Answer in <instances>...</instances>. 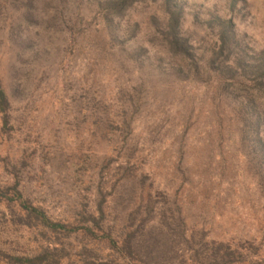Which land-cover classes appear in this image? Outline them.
I'll return each mask as SVG.
<instances>
[{"label": "rangeland", "instance_id": "obj_1", "mask_svg": "<svg viewBox=\"0 0 264 264\" xmlns=\"http://www.w3.org/2000/svg\"><path fill=\"white\" fill-rule=\"evenodd\" d=\"M98 1L0 0V264H264V161L232 87L264 0H179L198 73L161 1L114 18Z\"/></svg>", "mask_w": 264, "mask_h": 264}, {"label": "trees", "instance_id": "obj_2", "mask_svg": "<svg viewBox=\"0 0 264 264\" xmlns=\"http://www.w3.org/2000/svg\"><path fill=\"white\" fill-rule=\"evenodd\" d=\"M148 1L158 3L164 7V11L169 21V38L172 49L176 52L184 51L188 58H190L189 67L192 70H196L198 73V65L196 67L195 63L192 61V55L190 53V45L188 44L187 38L181 33L179 28L181 27L184 18V4L180 5L182 2L179 0H100L97 2L99 11L97 13L103 16L122 17L126 10L136 3H147ZM221 24V47L226 45L229 37L232 36L233 23L232 20L217 19ZM229 36V37H227ZM235 38L233 39V41ZM232 42V41H231ZM231 44L230 46H232ZM245 46L236 57V64L243 66L245 65L244 79L235 80L232 84L234 91L242 96V101L246 112L250 116L249 119V133L245 135H254V139H259L258 144H260L259 156L264 161V49L260 52H255L252 48ZM251 49V50H250ZM194 59V58H193ZM224 86V85H223ZM239 96V98H240ZM10 106V99L8 94L2 88L0 84V111L4 114L3 128L6 130L9 125V114L8 109ZM11 189H5L1 191L0 199L9 197L8 193ZM18 195L17 186L12 188ZM6 199V198H5ZM28 215L34 216L45 227L49 228L54 232H64L69 231L61 223H56L51 221L48 216L42 212L40 209L32 206H27ZM55 251L57 250H44L41 254L35 257H24V256H7V261L10 264H59L58 259L64 258V255H58ZM56 256V257H55Z\"/></svg>", "mask_w": 264, "mask_h": 264}]
</instances>
